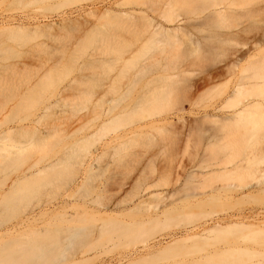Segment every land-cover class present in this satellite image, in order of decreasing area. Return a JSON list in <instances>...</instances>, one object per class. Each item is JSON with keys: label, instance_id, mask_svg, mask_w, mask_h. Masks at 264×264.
<instances>
[{"label": "rangeland", "instance_id": "374dc122", "mask_svg": "<svg viewBox=\"0 0 264 264\" xmlns=\"http://www.w3.org/2000/svg\"><path fill=\"white\" fill-rule=\"evenodd\" d=\"M32 1L1 0L0 2V21L6 18L32 20L48 17L44 23L55 24L52 29L44 31L42 26L36 29L30 22L28 30L31 31L25 32V35H17L19 33L12 35L7 31H0V90L4 86L0 92V102L3 107L0 113V133L14 125L21 126L3 135L5 139L0 144V157L8 155L9 160L5 157L0 158L7 166L0 171V183L8 184L19 173L34 164V168L35 166L38 168L59 158L64 159V162L48 177L46 176V180L48 179L45 180L46 184L37 189L38 191L36 190L33 195H29L26 198L28 200L24 201L23 207L17 212L12 213V210L8 211L0 204V242L31 238L32 234L28 235V232L31 230L33 233L34 226L30 225L29 229L23 228L25 224L23 220L35 215L43 205H52L65 198L66 194L70 196L67 198L69 204H80L85 200L89 208H96L97 202L101 205L108 203L106 208L108 211L128 207L131 210L118 217L124 223L147 222L155 213L161 211L167 216L169 211L175 213V210H188L193 204L190 195L195 193L197 196L199 191L206 192L208 188L202 190L197 187L199 188L197 190L193 187L191 192L186 191V188L190 183L194 186L204 182L203 179L209 175L211 169H217L218 157L222 155L223 150H219L220 154L215 155L214 146L208 143L210 137L222 139L221 142L216 141L223 143V146L232 137L228 135L230 132L227 129L216 128L220 124H214L216 118L212 119V124L207 123L208 120L204 121L203 129L200 127L196 130V125L204 120L202 116L211 111L210 105L221 103L229 91V86L222 87L217 93L213 92L205 96L201 93L202 97H198L192 105L181 99L184 111L176 112V108H179L177 106H180L178 105L180 95L175 93V88L183 86V83L179 82L183 76L175 79V74L186 68L180 64L183 61L187 63L188 60L180 58L183 61L181 63L179 61L178 66L168 62L173 54H179L180 51L184 54L186 50H190L186 45V37L178 34L174 39L168 38L161 42L146 37V42L142 46L145 51L131 63L124 65L114 61L101 68H94L88 62L98 46L100 33L105 31L112 33L117 30L114 33L120 34L119 39L123 41L115 52L117 57L121 52L129 51L138 44L135 42L139 35L137 23L132 22L134 24L132 25L123 22L116 26L111 22L114 24L110 28L112 31L108 26L106 27L108 22L94 21L95 16L91 11L101 12L107 5L106 0H81L78 3H63L61 0ZM258 1L262 0H250L248 6H254ZM205 5L206 3L193 11L184 10L181 14L186 18V22H198L208 13ZM63 13L67 20L58 18V15ZM253 21L254 19L235 20L231 23L232 29L240 28L242 33L237 31L238 37L244 36V32L248 33L246 34L248 36L255 35L260 28ZM34 28L36 30H33ZM193 35L201 39L204 33L193 32ZM91 40L94 41L88 43ZM238 40L240 41V38ZM232 47L231 44H220L213 61L190 67V75L184 76L187 81L189 80L185 85L199 83L209 76L214 68V70L224 69L227 65L225 60L228 56L227 52ZM1 66L9 68L2 70ZM46 73L49 76H46ZM133 74L146 75L148 76L145 77L146 79L151 78L155 82L151 87H171L173 93L169 95L167 102L163 103L165 107L163 110L157 109V112L146 113V109H141L139 102L144 87L142 81L128 85V78ZM51 79L53 83L52 81L50 84L47 83L51 85L50 87L43 85ZM113 80L118 84L120 82L121 90L111 97L112 102L99 101L101 91ZM221 82L224 83L225 80L221 79L215 84ZM177 85L178 87H175ZM26 98H33V104L27 107V103L30 102H26L27 108H21V102L27 101ZM256 98L264 103L262 100L264 94ZM228 110L224 109V111ZM35 119L36 124L31 126ZM163 120L166 123L162 124ZM125 130H127L126 137L114 141L116 147L115 151H110L112 154L109 153L110 149L107 151L108 148L100 149L101 143L113 131L120 134ZM237 133L239 132H234L233 136H239L236 135ZM44 137L46 138L43 139ZM211 139L209 142L216 145L214 144L216 141L213 142L215 139L213 137ZM247 144H251L257 152L261 150L259 153L264 155V127L256 134L249 135L245 145ZM10 147L18 148L19 154L10 152L9 150H15ZM88 148L96 149L98 153L95 173L89 176L90 179L85 183L84 189L75 190L72 185L80 173L81 161L83 157L85 158L84 151ZM215 151H218V148ZM10 161L13 164H10ZM259 169L264 174V159L261 160ZM183 189L186 190L182 192ZM250 191L261 203L245 200L232 208L216 207L212 214L264 210V182L257 189ZM154 194H159V200H155L158 197L154 198ZM225 195L237 199L240 194L226 192ZM185 197H190L191 200ZM139 200L144 204L134 206ZM155 201L158 203L155 204ZM146 206L149 209L144 212ZM205 210L208 208L206 207ZM67 211V215H75V223H70L65 219L67 217H57V219L51 217L50 226L54 229L61 228L58 233L74 225H84L82 227L84 230H81V237L68 245L69 248L64 252L65 264L75 258L84 246L91 244L96 235V228L100 224L97 220L81 221L79 209L72 208ZM208 218L205 216L195 218L186 226L204 223ZM173 225L160 231L154 230L155 236L175 233L181 228V225ZM113 244L116 246L112 247ZM139 246L140 243L134 244L125 239L104 241L100 245H94L92 249L95 251L107 249V251L100 258H93L91 264H98L100 259L106 260L124 255ZM262 248L257 250L261 252ZM185 261H188V255L175 254V262Z\"/></svg>", "mask_w": 264, "mask_h": 264}, {"label": "bare ground", "instance_id": "6f19581e", "mask_svg": "<svg viewBox=\"0 0 264 264\" xmlns=\"http://www.w3.org/2000/svg\"><path fill=\"white\" fill-rule=\"evenodd\" d=\"M61 1L63 3H78L81 0ZM249 1L250 0H106L105 3H107V5L101 12L96 13L95 9V11H91L92 15L95 16L94 21L98 22L103 20L104 22H108L106 23V27L108 26L109 29L111 25L114 24L117 26L125 22V24L131 23L134 25L132 23L134 22L137 23L136 26L139 30V35L135 39V42L138 44L129 51L121 52L117 57L115 52L118 51V46L123 41L119 39L120 34L114 33L117 30L113 31L112 29L110 30H112L114 34L108 31L100 33V37L97 40L98 46L95 51L92 52L93 57L90 62H88V64L92 65L94 68H101L114 61H119V63L124 65L131 63L137 57L139 58L145 51L142 46L146 42V37L153 38L159 42L168 38L174 39L178 37V34L186 37V45L190 50H186L184 54L180 51L179 54L176 53L175 55L173 54V56L171 55L172 57L169 58L168 62L175 65L177 64L178 66V62L180 61L181 63V61H183L180 58L188 60L187 63L183 61L182 63L184 64H180L184 65L186 68L175 74V79L176 77L180 79V76H183V79L179 81L183 83V86L180 85L181 87H178L179 82L178 85L175 86L178 87L175 88V93H178L181 97H179L178 100L179 102L181 99L186 102L188 101L187 103L192 105L198 97H202V94L205 96L213 92L217 93L222 87L225 88V86L227 87L228 85L229 91L221 103H219V105L216 103L213 104L215 106L210 105L212 106H209L211 111L208 109L210 112L202 116L204 120H201V122L198 119L197 121H199V124L196 121V124H198L196 125V130L203 126L202 124L204 121L208 120L209 122L207 123L212 124V119L216 118V120L214 119V124L218 125L220 123L216 128H218V130L220 128H223L222 130L227 129L231 133L227 134L229 136L232 135L233 138L231 137L232 139L230 138V141L227 142V144L225 143L226 146L224 145V147L223 143L220 144L222 139H215V136H212L213 139H215L213 142L216 140L220 141L218 143L216 141V143H214L216 145H213V143L211 144L209 142L212 140V137H210L208 143L212 145V147L214 146L213 149L217 150L218 148V151L212 149L216 152L215 155H217V153L219 155V152H221L219 150H223V153L221 152L222 155L218 157L219 167L216 166L217 169L214 168L215 170L211 169L212 171L210 170L211 172L203 179L205 181L201 182V184L199 183V185L193 186V184L190 183L188 188H186L187 190L183 189L182 192L185 190L191 192V188L193 187L194 189L199 187L202 190L208 188L206 192L199 191V195L197 196H195V193L190 195L193 204L190 203V205H192L191 207L189 206L190 208H188V210H175V213L169 211L167 216L169 213L174 214L172 216L169 214V217L165 216L161 211L155 213V215L151 217V220L147 222L137 221L134 223H124L122 219L118 217L130 211V208L124 207L115 211H108L106 209L108 203L101 205L99 202H97L96 208H89L87 205L88 202L85 200V202L83 201L80 204H69L67 203V198L70 196L66 194L65 198L54 204L52 203V205H43L41 208L38 207L39 211L35 215L26 217L25 221L23 220V223L25 222L23 228L29 229L30 225L34 226L32 227L34 229L30 227L33 233H31V230L28 232V235L32 234L30 236L31 238L28 240L16 239L0 242V264H65L64 252L69 248L68 245L81 237V230L84 225L66 227L63 231L58 233L61 228H52L50 226V218L56 217L57 219V217H67L65 219L73 224L75 223V215H67V210L72 208L79 209L81 212L79 219L81 221L97 220L100 224L96 228V235L94 234L95 237H93L91 244L84 246L78 252L77 256L72 258L67 264H91L93 258H100L102 254L107 251V249H98L99 251H95L92 249L94 245H100L104 241L117 239H125L134 244L140 243V246L118 257L106 260L100 259L98 264H264V210L239 211L234 214L226 213L222 215L212 214L216 207L232 208L245 200H253L255 203H261L260 200H256L254 196H252V191L250 190L257 189L264 182L263 171L259 169V164L261 160L264 159V155H261V152L259 153L261 150L258 152L255 151L251 144H245L248 142L249 135L256 134V132L264 127V103L256 98V96H262L264 94V0L258 1L254 6H248ZM32 2H34V0ZM205 3L208 13L205 15L204 19H200V21L198 20V22L194 23L186 22V18L181 12L184 10H196ZM58 18L67 20L64 13L58 15ZM47 19L48 17L32 20L29 18L1 19L0 31H7L12 35L16 33H19L17 35H25V32L31 31L28 30L31 24L30 22L35 25L36 29L42 26L43 29H45L44 31H47L48 29H52L55 25L52 23H44ZM240 19H254L253 22L258 24L260 28L259 30L257 29V34L248 36L246 35L248 33L244 32V36L240 37V35L238 37L237 31L240 33H242V31L239 30L240 28H233V30L231 23ZM111 22L114 24H111ZM116 26H114V28H117ZM35 28L33 30H36ZM108 28L107 30H109ZM206 31L207 33H205ZM193 32L204 33V36H202L203 38L207 36L204 39L202 37L198 39L193 35ZM238 38H240V41H237ZM92 41L94 40L88 43ZM225 43L231 44L233 47L227 52L228 56L227 59H225L227 65H225L224 69L214 70V68L210 75L203 78L199 83L185 85L189 82V80L187 81L184 77L185 75H190L189 68L199 65V63L201 64L202 62L209 63V61H213L212 59L216 55L215 52L217 47ZM125 53L126 55H124ZM168 56L170 57V54ZM1 67L2 70L3 68H9L8 66ZM47 74L48 73H46V76H49ZM145 77L148 76L133 74L132 77L128 78V85H134L142 81L144 90L139 102L140 107H142L141 109H146V113H153L157 109L158 111L161 109L163 110L165 108L163 103L167 102L169 95L173 93L171 87L169 88L166 86L164 88H158L157 86H153L155 87L153 89L151 86L155 82H153L151 78L146 79ZM221 79L225 80V82H221L222 84H215ZM45 80L47 81V79ZM51 81L53 83L51 79L43 85L48 87ZM41 84L42 82L40 85ZM117 84L115 80L111 81L103 88L98 100L105 103L112 102L111 97L114 96L117 91L119 92L122 87L120 82L118 85ZM43 88H45V86ZM3 89L4 86L1 87L0 92ZM201 90L203 91L201 92ZM26 100L27 101H23L24 103L21 102V108L32 106L33 98H26ZM262 100H264V98H262ZM26 102H30L27 103L28 106L25 104ZM182 103L183 102H180L178 104L180 106H177L179 108H176V112L184 111ZM162 104L163 107L161 106ZM12 108L13 107H11V109ZM225 108L229 110L224 111ZM1 111H3V107L0 102V113ZM36 119L32 121L30 124L31 126L36 124ZM164 121L165 120H163L162 124L166 123V121ZM18 127L21 126L14 125L6 129V131H1L0 144L2 140L5 139L3 135H7ZM203 128L204 127L201 129ZM126 131L127 130L120 134L113 131V133L108 135L101 143L100 149L108 148L107 151L110 149L109 153L112 154L116 147L113 144L114 141L124 137L127 133ZM234 132H239L241 134L237 133L236 135L239 136L235 137L233 136ZM45 138L46 137L43 139ZM217 144L222 145L220 146L221 148L219 145L217 146ZM10 149H15L13 151L8 149L10 152L19 154L18 148L10 147ZM205 150H203V152ZM96 152V149L89 148L87 151H84L85 158H82L80 173L73 182V189H84V187H86L85 183L90 179L89 176L92 174L94 175L96 166L95 161H97L98 157V153ZM4 157L9 160L8 155L7 157L2 156L0 158ZM3 162L4 160L1 159L0 171L7 168ZM63 162L64 159L62 160V158H59L38 168L36 166L34 168V164L32 167H27L25 171L19 173L14 180H11L8 184L4 182L0 183V204L8 211L12 210V213L17 212L23 207L24 201L28 200L26 198L29 197V195H33L37 189L39 190L40 187L46 184L48 180H46V176L48 177V175ZM8 164L9 163H7V165ZM10 164L13 163L10 161ZM199 188L197 190H199ZM194 189H192V191H194ZM226 192L238 193L240 195L237 199H234L231 195L226 196ZM190 197L185 198L191 200ZM154 198H156V201L159 200V194H154ZM157 203L158 202L155 204ZM137 204L143 205L144 202L139 200L134 206ZM206 207L209 211L205 210ZM148 209L149 208L146 206L144 212H147ZM47 215L49 216L48 218L46 217ZM201 216L209 218L204 223L186 226L188 223H191L193 219ZM173 224L175 226L181 225V228L175 231V233L172 232L155 236L156 231L167 229ZM115 246L116 244H113L112 247ZM261 247H263V250L259 252L257 249ZM176 253L188 255V261L181 263L175 262Z\"/></svg>", "mask_w": 264, "mask_h": 264}]
</instances>
